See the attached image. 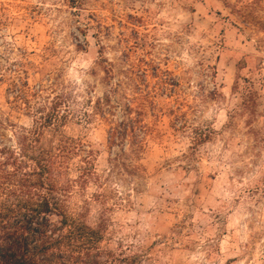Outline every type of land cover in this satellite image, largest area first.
I'll return each mask as SVG.
<instances>
[{"label": "rangeland", "instance_id": "1", "mask_svg": "<svg viewBox=\"0 0 264 264\" xmlns=\"http://www.w3.org/2000/svg\"><path fill=\"white\" fill-rule=\"evenodd\" d=\"M108 93L115 115L132 93L144 112L140 193L128 206L118 176L107 212L94 185L69 210L89 201L86 221L106 216L150 264H264V0H0L1 120L68 108L61 131L105 171L109 124L94 110Z\"/></svg>", "mask_w": 264, "mask_h": 264}, {"label": "trees", "instance_id": "2", "mask_svg": "<svg viewBox=\"0 0 264 264\" xmlns=\"http://www.w3.org/2000/svg\"><path fill=\"white\" fill-rule=\"evenodd\" d=\"M111 97L106 95V111L99 106L94 110L109 124V167L101 172L94 165L92 150L61 131L72 114L68 108L60 113L55 104L43 121L33 120L29 127L0 119V264H150L145 249L115 240L106 216H100L95 226L86 221L89 201L77 213L68 207L74 195L94 185L92 197L107 212V200L118 196L108 184L118 176L132 181L125 193L128 206L131 194L140 193L139 179L145 173L141 160L150 136L144 112L135 105L139 98L132 93L131 98L122 95L123 104L116 102L120 113L115 115ZM5 126L13 128L9 142ZM44 128L57 134L55 145L42 142Z\"/></svg>", "mask_w": 264, "mask_h": 264}]
</instances>
